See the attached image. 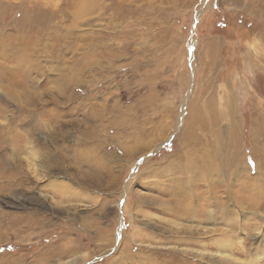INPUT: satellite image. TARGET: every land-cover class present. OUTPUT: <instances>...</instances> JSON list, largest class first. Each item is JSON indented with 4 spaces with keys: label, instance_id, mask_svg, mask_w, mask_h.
<instances>
[{
    "label": "rangeland",
    "instance_id": "obj_1",
    "mask_svg": "<svg viewBox=\"0 0 264 264\" xmlns=\"http://www.w3.org/2000/svg\"><path fill=\"white\" fill-rule=\"evenodd\" d=\"M247 3L0 0V45L28 53L20 66L13 50L0 56V80L24 71L14 89L40 97L33 150L42 142L68 158L41 176L29 144L13 153L5 142L0 264H264V203L241 204L264 194V14ZM18 99L0 88V123L12 120L14 137L36 121L20 123ZM194 109L235 116L234 141L228 115L215 127L212 178L227 187L201 185L199 150L211 137L190 123ZM191 134L201 144L184 145ZM15 155L30 169L18 181L4 172ZM243 181L255 186L247 193ZM232 216L247 230H230ZM231 237L239 251L220 257L213 242Z\"/></svg>",
    "mask_w": 264,
    "mask_h": 264
},
{
    "label": "bare ground",
    "instance_id": "obj_2",
    "mask_svg": "<svg viewBox=\"0 0 264 264\" xmlns=\"http://www.w3.org/2000/svg\"><path fill=\"white\" fill-rule=\"evenodd\" d=\"M14 49H16V50L11 49V50H13V52H14L13 53L10 50L9 47L0 45V56H3L4 53L7 50H9L10 52L13 53V56H14V59H15L16 63L20 66L22 60H24L25 57H27L26 55H28V53L26 52V50H25L24 47L23 48H21V47L20 48H14ZM19 72H20V74H18V75H15V73L9 72V78L8 79H7V77H5V79L3 81L0 80V88L3 89V91L7 95V97H10L12 99H18L19 98L18 100L20 102V109H21L22 112H25L26 113V114H22L23 117L21 116L19 118L20 123H23L24 124L25 122H28V121H25V119L30 120L32 118H36V121L32 125L29 126L28 132H26L25 135H22V136L20 135L18 137L12 136L14 134V128L12 127V124H11L12 120L11 121L9 120L8 123H0V151L4 147L5 142H7L9 145H12L13 146V148H12L13 153H14L15 149H17V148L19 149V148L23 147L24 146V143L25 144L27 143V145L29 144L30 146L27 147V148H30L29 149L30 150L29 153L31 154V156L33 158L34 157L37 158L38 159V162H40V163H37L36 162V166L35 167L30 166V167H32L31 168L32 171L33 172H36L37 174H39L41 176H46L48 171L53 170L54 168L58 167L60 163L64 164V163L68 162V158L64 157L63 154L58 153V149L56 147H54V146L51 145V148H50L48 145H46V143L43 144L42 142H41V145L39 144L40 146H38V147H40L39 149H41L40 152L37 149H36L37 152L35 150H33L32 146H34L36 144V140L34 138H32V136L30 137V134L32 135V133H34L35 130L39 129L42 126V123L40 122V119L37 118V114H36V112H37L36 111V107L39 104L40 97H38L37 93H33L35 91H33L32 93L29 92V94L27 95V97H24L25 95H23V97H22L17 92V90L14 89V87L16 85H19V86L20 85L21 86L23 85V81H24V77H25L24 76V71L23 70H19ZM6 80H8L6 84H8L10 87H8L7 85L4 84V81H6ZM226 104L228 105V109H230V106L229 105H231V104H230V101L228 99H226ZM140 109L142 110V108H140ZM143 109H147V108L144 107ZM2 111L3 110H2V107H1L0 108V117H3ZM227 115L230 117V123L228 124L227 128H228V131H229V134H230L231 139L234 141V138H236L235 136H236V130H237L236 127L237 126L235 124L236 123L235 116H233V113H232L231 110H228V111H225L224 112V111H221V110L207 109L205 111H200L199 112V111H197V110L194 109V111H193V113L191 115L190 123H192V121L194 123H196V122L198 123L199 122L200 124L198 125V127H200V129H202L205 133H208L207 135H209L211 137V139L209 140V143H208L209 145L207 146V148H204L203 147V149L201 148V150H199V151H201L200 152V154H201V160H200V162H199V164L197 166L200 169L199 173H201V176H202L201 179L203 178L202 181H201V185L205 186L207 190L210 189L212 186H215V185L220 186L219 184H222L224 187H227V182H225V181L224 182H220V180L219 181H216L217 180L216 178H212L213 173L215 171V170L212 169V167L214 166V161H215V160L213 161V159H214V155H215L216 148H217V145H218V141L220 140V138H219V135H220L219 132H220V130L217 129V128H215V127L218 124L217 123L218 122L217 120L220 119V118L222 119V118H224ZM4 120H6V119H4ZM16 122H18V120H16L15 123ZM217 126H219V125H217ZM83 132L84 131H82V133ZM61 133H62L61 136L63 135L62 138L64 139L65 138L64 136H65V133L66 132L63 133V131H62ZM10 134H12L11 135L12 137L10 136ZM193 135L194 134H191L189 137H186L185 136V138H184L185 139V142H183V143H185L184 145H187L190 142L191 143H196V146L198 145V143L201 144V142L196 141L197 138H193L192 137ZM44 145H46V146H44ZM202 145H204L203 142H202ZM212 147H214V150L212 149ZM52 148L54 149L55 154L52 152ZM185 151H189L190 153L191 152H194L195 153V148H192V150L191 149L190 150L189 149H187V150L185 149ZM199 151H197V152H199ZM237 154H238V152H237ZM232 156H233V154H232ZM233 157H235V156H233ZM13 161L14 162L12 163L13 164L12 165V168H9L8 170H5L4 172L10 173V176L12 178H14L16 181H18V180H20L21 173H24V175L27 174L25 172V167H26L27 171L30 170V169L26 165L27 162L24 164L22 158L20 156H18V155H15ZM227 161H228V159H227ZM33 163H35V161ZM229 165H230V163H229ZM240 175H242V174H240ZM258 178L259 179H257V183H261V184L263 183V185H264V177L262 178V176L261 177L258 176ZM21 179H22V176H21ZM253 182H255V184H257L256 183V180H253ZM9 184H11V183L9 182ZM190 184H188L186 190L184 191V193L186 195L188 194V192L190 190H193ZM250 184H252V185L255 186L254 183H249V182L247 183L245 181H243V183L241 185V186H243V190L244 191H247V193H248V190L251 191L249 189L250 187H252ZM200 190L206 191V190L202 189V187H200ZM200 190L198 192H200ZM194 191H196V190H193V192ZM194 193H196V192H194ZM229 193L230 192H228L227 196H229V198H230L231 196H230ZM243 194L246 195V193H243ZM212 198L213 197L210 195L209 198L203 199L202 202L206 206V205H208L209 201L211 202ZM263 203H264V194H259L258 196H255V197L252 194L251 195H246V196H244L241 199V204L242 205H249L250 208H257L261 204L263 205ZM194 205H195V202L194 201H191V202H189L186 205V208H188V211H189L190 209H192V207L194 208ZM199 207H201V206H199ZM203 208L204 209L201 208L202 211H200V214H203V215L205 214L204 215L205 218H208V215H211V211L210 210H207V207H203ZM188 211H185L186 216L188 214ZM228 211H230L231 213H234L236 210L234 208H232V209H230ZM181 215H185V214L184 213L183 214L181 213ZM233 220H234V217L232 216V218L229 219V221H231L232 223L231 222L226 223V224H228L230 226V230L238 229L237 226H238V224L241 223V222H237V223L234 224L235 220L234 221ZM243 224L244 223H242L240 225H243ZM249 225H250V223H249ZM243 228H245L247 230V225L244 224L243 225ZM222 235L226 236V239H228L227 238L229 236L228 233H224ZM224 239H225V237H224ZM212 245H214V247L216 249L215 252L218 253L220 257H223L222 255L229 256V255H232L233 253H236V252L239 251V248L237 247V245L232 242V237H231V240H226V241L219 240L218 243H216V242L214 243L213 242ZM240 248H242V246ZM243 249L244 248H242L241 250H243ZM240 253H245V252L241 251ZM260 253L261 252L257 253V256L258 257H261ZM47 259H49V257ZM255 264H259V263L255 262Z\"/></svg>",
    "mask_w": 264,
    "mask_h": 264
},
{
    "label": "crops",
    "instance_id": "obj_3",
    "mask_svg": "<svg viewBox=\"0 0 264 264\" xmlns=\"http://www.w3.org/2000/svg\"><path fill=\"white\" fill-rule=\"evenodd\" d=\"M238 1H239V0H238ZM243 1L245 2V0H243ZM246 1H248V3L245 4L246 8H250V9H247V10L251 11V10H252L251 7H254V9H256V8L258 7L257 10H258V9L261 10V13L264 14V0H261V1L263 2V4L260 3V0H259V5H256V0H255V5H254V6H252L250 0H246ZM234 3L237 4L236 1H234ZM236 6H238V4H237ZM254 13H255L256 15L259 14V16H260V13L256 12V10H255ZM263 28H264V27H263ZM262 34H264V33L260 32V36H259V39H260V40H259V41H261V37H262L261 35H262ZM262 39H263V41H264V37H262ZM261 43H262V41H261ZM262 44H264V43H262Z\"/></svg>",
    "mask_w": 264,
    "mask_h": 264
}]
</instances>
